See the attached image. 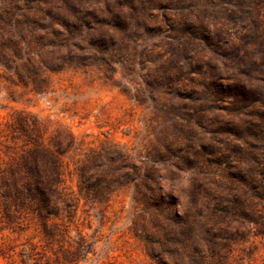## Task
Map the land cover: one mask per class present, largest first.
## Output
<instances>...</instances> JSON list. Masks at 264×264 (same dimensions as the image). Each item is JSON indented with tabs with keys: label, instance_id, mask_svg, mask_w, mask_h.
Here are the masks:
<instances>
[{
	"label": "rangeland",
	"instance_id": "rangeland-1",
	"mask_svg": "<svg viewBox=\"0 0 264 264\" xmlns=\"http://www.w3.org/2000/svg\"><path fill=\"white\" fill-rule=\"evenodd\" d=\"M211 9L0 0V264H264L254 113L213 98L242 32Z\"/></svg>",
	"mask_w": 264,
	"mask_h": 264
},
{
	"label": "trees",
	"instance_id": "trees-1",
	"mask_svg": "<svg viewBox=\"0 0 264 264\" xmlns=\"http://www.w3.org/2000/svg\"><path fill=\"white\" fill-rule=\"evenodd\" d=\"M211 4L210 15H221L224 20L216 37L222 39L228 26L239 27V43L234 42L233 51L225 63L231 80L217 85L213 98L229 101L237 112L249 111L252 116L243 127L248 137L264 149V0H203ZM201 23V22H200ZM225 31V32H224ZM218 74L215 68L212 74ZM30 191L38 203H47L48 193L39 188ZM37 193L40 198H37Z\"/></svg>",
	"mask_w": 264,
	"mask_h": 264
},
{
	"label": "clouds",
	"instance_id": "clouds-1",
	"mask_svg": "<svg viewBox=\"0 0 264 264\" xmlns=\"http://www.w3.org/2000/svg\"><path fill=\"white\" fill-rule=\"evenodd\" d=\"M184 186H185V187H187V186H188V185H187V181H185V182H184Z\"/></svg>",
	"mask_w": 264,
	"mask_h": 264
}]
</instances>
